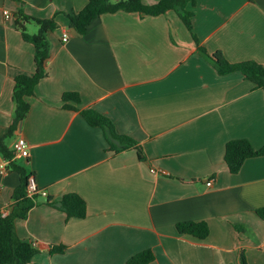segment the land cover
<instances>
[{
    "label": "crops",
    "instance_id": "1",
    "mask_svg": "<svg viewBox=\"0 0 264 264\" xmlns=\"http://www.w3.org/2000/svg\"><path fill=\"white\" fill-rule=\"evenodd\" d=\"M195 1L193 33L172 11H119L76 37L67 14L89 0H0V147L47 194L16 222L18 237L39 250L28 264H128L147 250L150 264H241L242 252L248 264H264V156L237 174L225 162L231 140L264 146V91L241 72L220 75L198 50L264 65V0ZM19 13L56 28L47 34L46 75L16 124L15 79L36 72L23 31L40 29L33 21L18 28ZM87 109L136 141L146 161L135 149L109 151L103 130L83 117ZM19 139L27 158L14 159ZM21 182L18 172H0V213H9ZM72 193L86 202L85 218L47 204ZM189 221L206 222L209 236L179 234L177 224ZM61 246L64 253L51 252Z\"/></svg>",
    "mask_w": 264,
    "mask_h": 264
},
{
    "label": "trees",
    "instance_id": "2",
    "mask_svg": "<svg viewBox=\"0 0 264 264\" xmlns=\"http://www.w3.org/2000/svg\"><path fill=\"white\" fill-rule=\"evenodd\" d=\"M196 6L195 0H157L155 4L147 5L144 0H89V3L79 12L67 14L71 28L76 29L80 35H85L89 26L97 17L105 14H114L119 11L138 13L143 16H160L168 12H175L187 29L193 33V18ZM17 27L24 29V22H35L39 25V31L35 35H29L23 31L25 40L35 46L36 72L33 76L19 75L15 79L16 88L14 100L16 102L15 123L23 121L29 112L30 105L26 101L28 96L34 95V88L46 75V63L49 59V42L47 34L54 31V20H40L29 18L22 13L18 14ZM195 37V35H194ZM196 39V37H195ZM201 55L218 71L220 75L233 72H241L246 80L252 82L256 88L264 91V65L256 61H244L230 63L222 54L217 52L209 54L205 48H198ZM77 99L74 94H65L64 100ZM89 125L100 127L109 145V151L119 153L128 149H135L140 161H146V156L141 146L128 136L116 132L114 124L106 116L92 109L81 112ZM0 154L9 161L8 169L21 175V185L15 190L13 202L7 215L0 213V264H28L37 255L39 250L32 243L21 240L16 232V222L27 218L29 212L37 204L40 192L30 196L27 192L30 177L26 170L17 166L11 160L13 153L0 147ZM264 156V146L256 150L248 139L231 140L226 145L225 162L231 174L241 171L243 164L248 159ZM47 204L63 211L68 218H85L87 213L86 202L77 194H66L60 202L54 203L47 199ZM264 220V208L257 211ZM177 231L181 235H190L200 240H205L210 229L206 222H182L177 224ZM66 247L53 248L52 253H64ZM155 260L151 250L144 251L132 257L128 264H150ZM241 264H248L245 254L241 253Z\"/></svg>",
    "mask_w": 264,
    "mask_h": 264
},
{
    "label": "built area",
    "instance_id": "3",
    "mask_svg": "<svg viewBox=\"0 0 264 264\" xmlns=\"http://www.w3.org/2000/svg\"><path fill=\"white\" fill-rule=\"evenodd\" d=\"M5 16L7 18L10 17V14L5 11ZM68 40V34H64L63 36V41L66 42ZM14 159L15 158H27L29 156V150H28V146L26 144V142L23 140V139H19L15 146H14ZM9 162V161H8ZM8 169V164L6 163H3L1 166H0V172L1 173H5ZM208 186H211L212 185V181L208 182L207 183ZM37 191L40 192V195L42 196H46V192L43 191V190H40L37 183H36V180L34 177H30L29 179V183H28V194L30 196H32L33 194H35ZM33 246L36 247V244L33 243Z\"/></svg>",
    "mask_w": 264,
    "mask_h": 264
},
{
    "label": "water",
    "instance_id": "4",
    "mask_svg": "<svg viewBox=\"0 0 264 264\" xmlns=\"http://www.w3.org/2000/svg\"><path fill=\"white\" fill-rule=\"evenodd\" d=\"M71 33L74 35V36H76V37H79L80 36V34L76 31V29H74V28H71Z\"/></svg>",
    "mask_w": 264,
    "mask_h": 264
}]
</instances>
